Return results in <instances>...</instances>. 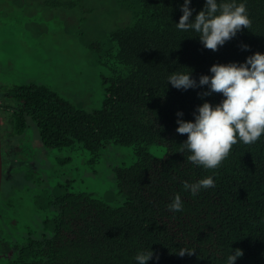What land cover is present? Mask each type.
I'll return each mask as SVG.
<instances>
[{
    "label": "trees",
    "instance_id": "1",
    "mask_svg": "<svg viewBox=\"0 0 264 264\" xmlns=\"http://www.w3.org/2000/svg\"><path fill=\"white\" fill-rule=\"evenodd\" d=\"M16 1L9 3L13 11ZM205 2L192 0V20ZM236 3L246 5L251 28L211 51L197 33L177 28L184 0H118L117 22L92 42L107 70L100 108H79L42 83L8 90L19 104L10 112L13 132L22 134L35 121L44 145L59 152V167L84 150L92 163L117 154L112 170L122 199L111 204L54 180L55 172L44 179L34 174L27 207L0 194V207L13 210L7 222L0 219V264H138L137 254L151 249L147 264H227L237 248L244 254L235 264H264V135L253 144L238 142L216 169L188 161L178 119L194 121L199 106L224 97H202L208 85L183 90L167 83L171 74L190 71L198 83L213 75L214 64L264 54V0ZM209 176L214 187L195 196L184 190L185 181ZM177 194L183 208L173 212L168 205ZM181 249L194 252L180 256Z\"/></svg>",
    "mask_w": 264,
    "mask_h": 264
},
{
    "label": "rangeland",
    "instance_id": "2",
    "mask_svg": "<svg viewBox=\"0 0 264 264\" xmlns=\"http://www.w3.org/2000/svg\"><path fill=\"white\" fill-rule=\"evenodd\" d=\"M117 1L51 0L46 4L35 0L33 4L23 2L14 16L4 15L6 20L0 19L1 82L10 86L42 83L79 108H100L107 93L103 79L107 70L97 61L92 42L117 22ZM7 116L2 113L4 132L9 129ZM58 153L44 145L37 123L30 121L29 127L14 136L11 143L10 165L7 161L4 165L3 196L16 204L23 201L27 207L29 180L23 163L29 158L41 175L53 178L55 172L54 180L71 181L75 188L93 192L111 204L122 199L112 170L117 154L92 163L84 150L69 165L59 167ZM10 213L13 210L6 207L0 219L7 222Z\"/></svg>",
    "mask_w": 264,
    "mask_h": 264
},
{
    "label": "clouds",
    "instance_id": "3",
    "mask_svg": "<svg viewBox=\"0 0 264 264\" xmlns=\"http://www.w3.org/2000/svg\"><path fill=\"white\" fill-rule=\"evenodd\" d=\"M191 2L184 0L183 15L176 26L181 31L197 33L208 50L218 51L238 32L251 28L252 21L244 3L206 0L204 9L192 20ZM243 48L248 46L243 45ZM210 72L213 75H202L198 83L192 78L191 71L173 73L167 83L183 90L208 85L209 90L201 93L202 97L213 93L224 97L216 106L204 102L198 107L194 121H177L178 134H187V140L181 144V152L186 150L190 153L187 160L206 169H216L238 142L253 144L264 135V54L256 52L242 64H214ZM177 115L182 116L183 113ZM183 187L195 196L201 188L214 187V179L209 176L191 184L185 181ZM168 208L173 212L182 210L183 202L179 194ZM193 252L181 249L178 254L184 256ZM243 254V250L237 248L227 257V264H235ZM153 256L151 249L138 253L135 259L138 264H147Z\"/></svg>",
    "mask_w": 264,
    "mask_h": 264
},
{
    "label": "flooded vegetation",
    "instance_id": "4",
    "mask_svg": "<svg viewBox=\"0 0 264 264\" xmlns=\"http://www.w3.org/2000/svg\"><path fill=\"white\" fill-rule=\"evenodd\" d=\"M16 2H17L16 3V9L14 11H13V9L9 8V6H10L9 2H7V1L0 2V19H3V21H5L6 18L4 17V15L5 16H7V15L14 16L15 11L19 12L17 10H19L21 8L22 0H17ZM7 9H9V10H7ZM15 86L16 85H13V86L6 85L5 82H1V80H0V112L1 113L7 112L8 116H9V117L7 116V118H8L7 121H8V126H9V129L7 132H4V129H3V124L1 121L2 114L0 116V121H1V125H2L3 180H4V165H5L6 161H7V164L10 165L9 150L11 147V143L14 141V136H16V134L13 132V129H12V123L10 121V116H11L10 112L15 111L16 107L19 104L15 103L13 98H11L8 94V92H9L8 90L10 88L15 87ZM3 122H4V120H3ZM23 164L25 165V171H27L24 175L28 180L31 179V176H33L34 174L41 173L40 169L37 172L36 165L33 162H31V160L29 158H25V161ZM53 164H54V162H53ZM39 175L43 179L46 178V176H44V175H41V174H39ZM47 176H48V178L51 177L50 175H47ZM1 190H2V188H1ZM0 198H1V195H0ZM6 207L4 205H2V207H0V213L2 211H5ZM1 231H2V229H1Z\"/></svg>",
    "mask_w": 264,
    "mask_h": 264
},
{
    "label": "water",
    "instance_id": "5",
    "mask_svg": "<svg viewBox=\"0 0 264 264\" xmlns=\"http://www.w3.org/2000/svg\"><path fill=\"white\" fill-rule=\"evenodd\" d=\"M3 181L2 125L0 121V194Z\"/></svg>",
    "mask_w": 264,
    "mask_h": 264
}]
</instances>
